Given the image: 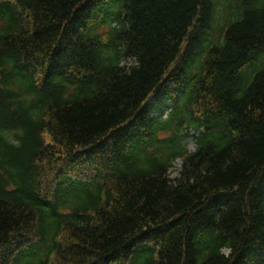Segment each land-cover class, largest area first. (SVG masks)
<instances>
[{
	"label": "trees",
	"instance_id": "obj_1",
	"mask_svg": "<svg viewBox=\"0 0 264 264\" xmlns=\"http://www.w3.org/2000/svg\"><path fill=\"white\" fill-rule=\"evenodd\" d=\"M0 264H264V0H0Z\"/></svg>",
	"mask_w": 264,
	"mask_h": 264
},
{
	"label": "rangeland",
	"instance_id": "obj_2",
	"mask_svg": "<svg viewBox=\"0 0 264 264\" xmlns=\"http://www.w3.org/2000/svg\"><path fill=\"white\" fill-rule=\"evenodd\" d=\"M185 142L189 147V149L193 150L195 148V139L193 137L188 138ZM181 163H182L181 159H177L174 161L173 167L171 169V176L173 178L178 176V173L181 168Z\"/></svg>",
	"mask_w": 264,
	"mask_h": 264
}]
</instances>
